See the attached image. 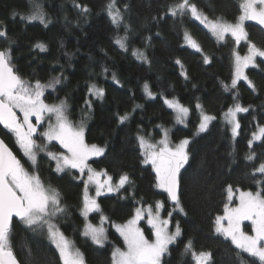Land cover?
I'll return each mask as SVG.
<instances>
[{"label": "trees", "instance_id": "trees-1", "mask_svg": "<svg viewBox=\"0 0 264 264\" xmlns=\"http://www.w3.org/2000/svg\"><path fill=\"white\" fill-rule=\"evenodd\" d=\"M110 2L0 0V28L7 31L6 37H0V50L11 49L14 71L30 85L36 81L49 85L59 78L60 83L45 87L44 103L64 101L69 121L85 128V143L105 149L102 157L87 162L91 169L106 173L114 185L124 175L128 181L116 193L108 191L99 197V212L85 216L87 168L83 173L79 169L59 173L48 153L58 156L64 152L57 144L47 145L42 135L36 136L40 148L35 165L18 148L14 135L1 126L0 138L29 173L39 175L45 188L59 193L63 212L51 221L82 253L85 264H113V251L125 250L115 228L134 219L137 209L141 214L149 208L154 212L157 203L164 205L165 216L171 214L172 224L181 229L161 264H196L195 257L201 252L211 253L208 264H261L216 231V218L225 214L229 186L264 195V173L256 171L264 163V138L249 145L253 133L264 126V60L257 59L256 67L246 72L254 90L245 80L231 87L235 54L248 55V41L264 49V29L247 23L248 41L237 44L227 37L220 43L189 14H171L182 0H115L122 17L117 25L108 15ZM190 3L208 21L236 23L242 15L241 0ZM77 4L89 11L83 12ZM37 14L43 15L46 24L27 19ZM186 34L199 45V51L186 45ZM38 44L45 50L36 47ZM145 84L156 98L147 96ZM93 86L103 89V97L90 91ZM166 99L189 109L187 128L179 127L178 113ZM237 103L248 111L237 113L238 136L233 140L222 117ZM200 110L215 121L197 135ZM124 115L128 118L121 123L119 117ZM167 134L173 146L185 139L190 142L188 164L181 167L180 175L183 214L171 213L176 205L157 189L154 171L144 165L140 137L157 141ZM250 154H254L252 160L247 159ZM148 221L143 215L136 227L153 241L155 232ZM88 224L104 229L103 246L84 235ZM245 230L251 233L249 225ZM10 240L19 264H62L45 227L33 230L15 219Z\"/></svg>", "mask_w": 264, "mask_h": 264}, {"label": "snow or ice", "instance_id": "snow-or-ice-1", "mask_svg": "<svg viewBox=\"0 0 264 264\" xmlns=\"http://www.w3.org/2000/svg\"><path fill=\"white\" fill-rule=\"evenodd\" d=\"M76 7L81 8L83 12L89 9L85 5L77 4ZM242 15L238 17L235 24L227 23L223 20L208 21L200 13L195 4L190 0H182L171 9L172 15H176L177 11H189L193 18L205 23L207 27L219 39H224L226 34H231L238 44L241 40L248 41V33L244 29L245 20L256 21L257 24L264 27V0H243L240 5ZM108 15L113 24H119L122 17L119 9L116 8L115 0L107 6ZM23 18V17H22ZM29 21L39 19L41 23H45L42 14L30 15L27 17ZM2 24V22H0ZM7 31L0 28V37H6ZM186 39L194 48L199 50V45L186 34ZM122 48L125 47L122 40L117 41ZM249 53L241 57L236 54L235 72L231 81V87L236 88L238 81L241 79L247 81L248 86L255 89V85L245 75L244 69L249 65L255 66L256 57H264V49L258 48L256 44L248 41ZM41 51L45 50L43 44L36 45ZM136 53H134L135 55ZM141 57L143 53L139 54ZM209 60L205 57V63ZM179 63V61H177ZM115 79V76H113ZM60 83L59 78L55 79L53 84L42 85L36 81L35 85H30L28 81L21 78L11 65V49L0 50V124L15 134L17 143L23 150L24 155L36 164V149L40 148L33 135L37 131V125L43 119L45 112L52 113L56 117V123L50 124L48 130L42 133L47 140L58 141L70 155H59L49 152L48 155L57 161L56 170L63 171L65 167L76 168L84 172L88 169V179L93 180L95 176L106 173H96L87 165V160L92 156H101L105 149L97 145H88L84 141V128H74L65 115V102L61 101L59 105H49L44 103L42 99L45 87H53L54 84ZM227 90L228 86L225 85ZM95 91V95L103 97V89H95L93 86L90 91ZM145 92L152 96L148 90V85L144 86ZM165 103L177 111V119L181 123L189 109L184 107L178 101L165 100ZM198 108L201 106L198 104ZM17 110L23 114L21 121L17 116ZM248 108L242 107L239 103L234 108H229L226 117L230 118L233 124L232 133L235 137L239 123L236 121V114L239 112H247ZM35 116L36 124H33L31 117ZM127 115L120 116L119 120L123 123L127 119ZM214 119L212 116L202 113V121L199 126L200 131H204L209 121ZM264 138V127L259 128L258 133H253L252 140L249 141L251 146L253 140ZM189 141L182 140L175 148H170L167 140H161L162 147L156 150L155 145H147L152 151L147 155L145 163L151 162L156 172L157 187L163 189L168 197L174 202L176 207L182 212L179 196V171L183 164L187 162L188 156L185 151ZM141 147L146 146V141L140 137ZM43 150V149H41ZM254 154H250L247 159L252 160ZM257 172L264 173V163L257 169ZM128 176L124 175L120 178L119 186H123L128 181ZM111 177L108 178L109 183ZM99 185V181H97ZM100 187H97V195L100 194ZM109 191L113 189L109 187ZM228 199L231 201L233 196L232 187L227 189ZM157 209L162 207L160 203L156 205ZM99 205L95 200H89L87 197V185L85 187V216L89 211L98 210ZM63 212L60 207L59 193L55 189L45 188L38 174L29 173L20 160L12 153L3 140H0V264H19L17 261L10 240L11 226L13 217H18L27 227L35 230V227L47 228V237L59 252V258L62 264H84L82 253L78 249L73 250L70 242L64 237L56 226L51 223L50 217L57 213ZM171 215V214H170ZM141 218L140 209H137V216L130 220L127 225L117 226L118 231L124 238L126 251L117 248L113 256V264H161V257L167 252L168 245L180 236L181 229L179 224L176 226L174 234H169L165 227H161L156 221L158 217H152L151 208H149V224L155 231V241L149 242L143 232L136 227L137 220ZM223 220H227L225 227ZM249 220L252 223V231L254 235H248L241 230V222ZM164 226L168 221L161 222ZM35 226V227H34ZM216 231L222 233L225 238H230L231 242L242 252L249 256L257 258L261 264H264V195L261 192H241L240 203L236 208H228L225 205V215L216 218ZM85 236H90L92 241L97 245H103L105 236L102 227H94L91 224L86 226ZM191 247V243H189ZM211 260V253L201 252L198 256V264H208ZM241 264H244L241 261Z\"/></svg>", "mask_w": 264, "mask_h": 264}, {"label": "rangeland", "instance_id": "rangeland-1", "mask_svg": "<svg viewBox=\"0 0 264 264\" xmlns=\"http://www.w3.org/2000/svg\"><path fill=\"white\" fill-rule=\"evenodd\" d=\"M241 2H243V0H241ZM183 13H187V14L190 15L191 18H193V16L191 15V13H190L189 11H187V10H185V11H183V12H180V11L178 10L176 15H182ZM171 14H172V11H171ZM193 19H194L195 21H197L199 24H201V25H205L206 30L209 32V34H210L214 39H216L218 42L223 43L227 37H230V38H232V39L235 40V38L232 37L231 34H226L225 37H224V39H219L216 35L213 34V32L209 29V27L206 26L205 23H202L200 20H197V19H195V18H193ZM227 23H230V22H227ZM247 23H254V24L260 26L259 24L256 23V21H253V20H245V21H244V25H243V26H244V29H245V24H247ZM230 24H235V23H230ZM260 27L264 29V27H262V26H260ZM245 31H246V30H245ZM244 42H246V41H245V40H241L238 44H241V43H244ZM186 45L189 46L190 48L196 49V48H194V47L192 46V44L189 42L188 39H186ZM196 51H199V50L196 49ZM240 56H241V55H240ZM235 57H236V54H235V56H234V72H235ZM241 57H243V56H241ZM257 59H262V60H264V57H259V56L256 57V59H255V66L249 65L247 68L244 69L245 75H246V72H247L248 69H250V68H255V67H256V61H257ZM233 76H234V75H233ZM242 81H243V79H241L240 81H238L237 85H239V83L242 82ZM148 90L150 91L149 87H148ZM150 92H151V91H150ZM151 93H152V92H151ZM147 96H148L150 99H154V98L157 97L154 93H152V96H149L148 94H147ZM60 103H61V102H60ZM60 103L55 104V105H59ZM183 106H184V105H183ZM184 107H186V106H184ZM233 108H234V107H233ZM174 110H175V109H174ZM175 111H176V110H175ZM176 112H177V111H176ZM200 113H201V121H202V113H203L204 115H207V114H205V113H204L203 111H201V110H200ZM65 115L67 116L66 103H65ZM17 116L19 117V119H20L21 121L23 120V114L20 113L18 110H17ZM188 116H189V112H188V114H187L185 117H183V122H182V123L179 121V123H178L179 127H181V128H187V127H188ZM208 116H209V115H208ZM212 117H213V116H212ZM67 118H68V117H67ZM30 119H31V121H32L33 124H36V118H35V116L31 117ZM222 119H223V121H225V122L228 124L233 140H236V138H237V136H238V129H237V135L234 137V136H233V133H232L233 124L230 123V118L226 117V113H225V114L223 115ZM68 121H69V119H68ZM213 121H215V117H214V119H212L211 121L208 122L207 127H206V129H205L204 131H200V130H199V127H198L196 134H197V135H200V134L205 133V132L208 130V128L210 127V125H211V123H212ZM236 121H238V120H237V114H236ZM69 122H70V121H69ZM55 123H56V117H55V115L52 114V113H47V112H45V113L43 114V119H42L41 122L37 125V131H36V133L33 135V139L36 141V136H38V135H42V133H44L45 131L48 130V127H49L50 124H53V125H54ZM70 123H71V122H70ZM200 123H201V122H200ZM71 125H72L74 128H79V127H81L80 125H73L72 123H71ZM42 126H45V128H44V130L40 131V128H41ZM199 126H200V125H199ZM263 127H264V126H263ZM83 128H84V127H83ZM260 128H261V127H260ZM8 131H9V130H8ZM9 132L12 133V134L14 135L13 137L16 139L15 134H14L13 132H11V131H9ZM258 132H259V129L257 130L256 133H258ZM84 135H85V128H84ZM42 138H44V139L46 140V144H47V145L50 144V143H51V144L54 143V144L59 145L60 148H61V149L63 150V152H64L63 155H70V154L67 152V149H65V148H64V147H63L58 141H56V140L49 141V140H47V138H45L43 135H42ZM252 138H253V137H252ZM165 139L167 140L169 147L174 149L175 146H173V145L170 144V135H169V134H167V137H166V135H163L162 138H161L160 140H157V141H153V140H151V139H146V138H144V140L146 141V146H145L144 148L141 147V148H142V151H143L144 165H145V166H148V167H151L152 170L154 171L155 175H156V172H155V170L153 169V166H152L151 162L145 163V160H146L147 155L152 151V149H149V148L147 147V145H155L156 150H159V148L162 147V145L160 144V141H161V140H165ZM262 139H263V138H262ZM262 139L253 140L251 146H253L254 144L258 143V142H259L260 140H262ZM84 141H85V138H84ZM16 143H17V140H16ZM189 143H190V142H189ZM189 143H188V145H189ZM188 145L186 146V149H185L186 153H187ZM17 146H18V148L22 151V153L24 154L23 150L20 148V146H19L18 143H17ZM36 150H37V149H36ZM104 153H105V151H104ZM103 155H104V154H103ZM103 155H101V156H92V157H90V158L87 160V162H89L90 160H93V159H98V158L102 157ZM58 156H59V155H58ZM26 157H27V156H26ZM49 157H50V156H49ZM27 158H28V157H27ZM50 159L54 162V164H55V168H56L57 161L54 160V159H52L51 157H50ZM71 169L74 170V169H76V168L65 167L63 171H58V172H59V173H63V172H66V171H68V170H71ZM182 169H183V167H182ZM96 173H101V172H96ZM88 176H89V175H88ZM108 178H109L108 176L103 175V174H101V175H99V176H95L94 179L91 180V181H89V179L87 178V182H88V192H87V197H88L89 200H95L96 203L98 204L97 199H98L99 197H101L102 195L107 194L108 191H109V190H108L109 187H111V188L113 189L112 191H113L114 193L117 192V191H116L117 188L120 187V186H119V182H120V181H119L116 185H114V183H113L112 181H110L109 183H105L106 181H108ZM97 181H99V185H103V187H100V194H99V195H97V187L99 186V185L97 184ZM120 188H121V187H120ZM157 189H158L159 191H161V192L166 193L163 189H161V188H159V187H157ZM232 190H233V189H232ZM91 192H92V193H91ZM113 192H109V193H113ZM241 192H243V191H235V190H233V196H232L231 201H229L228 196H227V200H228L227 206H228V208H236V207L239 206V203H240V193H241ZM227 193H228V192H227ZM84 204H85V203H84ZM160 204H161V203H160ZM98 205H99V204H98ZM161 205H162V207H160L159 209L156 208V210H155L154 212L151 210V215H152V217H158V219H157L156 222H157L158 224H160L161 227H165V228H166V231H167L169 234H174L175 231H176V226H177V225H173V224H172V222H171V215H169L168 217L165 216V214H164V211H165L164 205H163V204H161ZM99 210H100V207H99L98 210H92V211H89L87 214H91V213H94V212H99ZM147 212H148V213H146V214L142 213L141 216L146 215V216L148 217V219H149V209L147 210ZM83 213H84V206H83ZM171 213H172V214H174V213H182V214H183V211L181 212V211L175 206V207L173 208V211H172ZM224 215H225V214H224ZM224 215H223V216H224ZM221 217H222V216H221ZM51 218H52V217H50V221H51ZM165 220L168 221V224H167L166 226H164V225L161 223L162 221H165ZM51 223H52V221H51ZM222 224H223L225 227H227V224H228L227 220H223V221H222ZM246 225H249V226L251 227V233H247V232H246V230H245V226H246ZM150 226H151V228H152V229L154 230V232H155L156 229L153 228L151 224H150ZM34 227H35V226H34ZM240 227H241V230H242L244 233H246V234H248V235H254V233H253V231H252L253 226H252L251 221H249V220H244V221H242ZM35 228H37V227H35ZM38 228H40V227H38ZM45 228H46V226H45ZM46 230H47V228H46ZM115 230H116V232L118 233V235L121 237V239H122L123 242H124V238H123V236L120 234V231H118L117 227L115 228ZM220 234L225 238V236H224L222 233H220ZM180 236H181V234H180ZM180 236L176 237L175 241H173L172 243H170V244L168 245V250H169V248H170L173 244H175V242L177 241V239H178ZM88 237L91 239L90 236H88ZM145 238H146V237H145ZM155 238H156V237H154V240H153V241H149V242H154V241H155ZM146 239H147V238H146ZM225 239H227L228 241L231 242V239H230V238H225ZM91 240H92V239H91ZM147 240H148V239H147ZM231 243H232V242H231ZM232 244H233V243H232ZM70 245H71L72 249L75 250L71 243H70ZM96 245H97V244H96ZM124 245H125V242H124ZM233 245H234V244H233ZM53 246H54V245H53ZM97 246H103V245H97ZM234 246H235V245H234ZM54 247H55V246H54ZM235 247H236V246H235ZM237 249H238V248H237ZM115 250H116V249H115ZM115 250H114V251H115ZM168 250H167V252H168ZM239 250H240V249H239ZM114 251H113V252H114ZM121 251H122V250H121ZM124 251H126V245H125V250H124ZM240 251H241V250H240ZM167 252L161 257V261H162L163 257L167 254ZM58 253H59V252H58ZM246 254H247V253H246ZM253 258H254V257H253ZM255 259H257V258H255ZM257 260H258V259H257ZM258 261H259V260H258ZM195 262H196V264H198V256L195 257ZM84 264H85V263H84Z\"/></svg>", "mask_w": 264, "mask_h": 264}, {"label": "water", "instance_id": "water-1", "mask_svg": "<svg viewBox=\"0 0 264 264\" xmlns=\"http://www.w3.org/2000/svg\"><path fill=\"white\" fill-rule=\"evenodd\" d=\"M0 126H1L2 128H5L3 124H0ZM5 129H7V128H5ZM0 140H2V139L0 138ZM4 143H5V142H4ZM8 148H9V147H8ZM9 149H10V148H9ZM10 150H11V149H10ZM11 151H12V150H11ZM12 153H13V152H12ZM13 154H14V153H13ZM14 155H15V154H14ZM15 156H16V155H15ZM16 157H17V156H16ZM17 159H18V157H17ZM187 164H188V159H187V162L183 164V167L186 166ZM180 175H181V168H180L179 176H178V179H179V193H180ZM166 195H167V197H168V194H167V193H166ZM168 199H169L171 205H175L174 202H173L169 197H168ZM15 219H18V220H19L18 217H13L12 222H13Z\"/></svg>", "mask_w": 264, "mask_h": 264}]
</instances>
